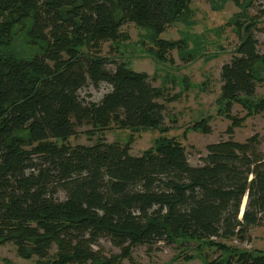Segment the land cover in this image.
Returning a JSON list of instances; mask_svg holds the SVG:
<instances>
[{
  "label": "trees",
  "instance_id": "1",
  "mask_svg": "<svg viewBox=\"0 0 264 264\" xmlns=\"http://www.w3.org/2000/svg\"><path fill=\"white\" fill-rule=\"evenodd\" d=\"M192 1L0 0V246L14 242L22 257L43 264H120L119 255L95 249L108 237L124 256L135 245L165 242L220 252L206 264H264L263 251L221 241L244 240L248 227L264 224L257 135L210 145L199 165L175 138L160 137L141 155L131 154L129 142L104 137L92 145L54 141L84 125L90 136L113 123L162 127L160 89L102 47L113 42L119 50L127 38L122 26L133 22L147 29L160 46L153 54L163 59L179 43L161 33ZM258 24L252 16L239 24L240 41L221 76L223 99L260 112ZM101 86L100 101L82 95Z\"/></svg>",
  "mask_w": 264,
  "mask_h": 264
},
{
  "label": "rangeland",
  "instance_id": "2",
  "mask_svg": "<svg viewBox=\"0 0 264 264\" xmlns=\"http://www.w3.org/2000/svg\"><path fill=\"white\" fill-rule=\"evenodd\" d=\"M247 3L250 6L245 7ZM189 8L186 15L161 33L163 40L179 43V48L171 50L163 59L153 54L160 46L149 42L147 29L133 22L122 26L127 38L117 47L119 50L113 42L102 47L104 55L115 53L119 61L129 62L134 70L147 73L153 85L160 89L157 102L164 108L161 128L132 129L113 123L104 133L90 136L91 126L84 125L67 140L54 141L92 145L99 137H104L109 143L129 142L131 154L141 155L155 146L160 137L175 138L186 148L189 161L199 165L210 145L229 140L245 142L257 135L259 148L264 153V111L248 110L239 102L228 103L223 99L221 76L223 65L231 60L240 41L239 24L248 16L259 19L255 34L264 53V0H193ZM181 51L187 58L182 59ZM190 52L193 58L189 57ZM106 91L105 86L90 87L84 89L82 95L89 94V100L100 101ZM255 99H264V74L257 84ZM200 125L209 131L198 129ZM246 233L244 240L239 237L216 240L264 252V224L248 227ZM95 249H102L107 258L119 255L120 264H206V259L214 260L220 253L210 247L200 251L197 244L182 247L160 242L152 247L135 245L124 256L122 249L108 237L101 238ZM55 251L56 248L53 253ZM45 261L36 255L22 257L14 242L0 246V264H43Z\"/></svg>",
  "mask_w": 264,
  "mask_h": 264
}]
</instances>
